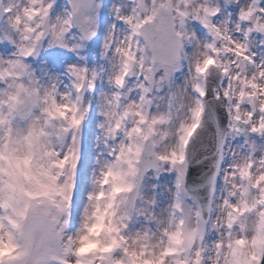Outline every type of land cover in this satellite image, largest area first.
Listing matches in <instances>:
<instances>
[{"label":"snow or ice","instance_id":"obj_1","mask_svg":"<svg viewBox=\"0 0 264 264\" xmlns=\"http://www.w3.org/2000/svg\"><path fill=\"white\" fill-rule=\"evenodd\" d=\"M68 4L56 14L57 0H0V43L14 48L0 54V264H264V0H231L227 12L212 0L112 5L103 55L114 90L101 96L75 229L83 128L106 69L59 73L43 59L64 49L84 60L98 34L103 0ZM210 123L205 205L187 177ZM170 173L158 212L160 184L148 181Z\"/></svg>","mask_w":264,"mask_h":264},{"label":"rangeland","instance_id":"obj_2","mask_svg":"<svg viewBox=\"0 0 264 264\" xmlns=\"http://www.w3.org/2000/svg\"><path fill=\"white\" fill-rule=\"evenodd\" d=\"M117 2H123V0H103V8L99 10V31L98 34L87 43L82 55L84 60H80L73 53L64 49H52L46 54H42L43 59L47 60L55 70L59 73H64L69 63H86L89 67L97 69H106L101 72V83H98L93 99L92 111L89 113L88 119L85 121L83 129L82 140V160L80 170L78 174L77 189L75 192L74 204H73V228L79 227V219L83 211L84 206L87 203V193L91 189L92 172L97 167L95 164V157L97 154L96 136L99 134L98 124L102 117L100 116V105L102 104L101 96L105 92L113 91V87L107 82V77L111 74V68L108 67V62L103 55V44L105 36L109 30L110 25L114 22V16L112 14V5ZM214 3H219L225 10L229 11V5L231 0H212ZM68 7L67 0H57V7L55 9L56 14H63L64 10ZM236 6L232 4L234 9ZM223 15V14H222ZM198 35L207 37V31L202 25H193ZM14 48L11 44L0 43V54L8 55ZM193 49H189L192 52ZM91 95V94H89ZM230 158L225 161L227 164ZM174 174H168L162 176L159 181L149 178L148 183L160 184V206L158 212L166 207L170 201L169 194L165 189L174 183ZM223 187L222 183H218V191ZM211 238V237H210Z\"/></svg>","mask_w":264,"mask_h":264},{"label":"water","instance_id":"obj_3","mask_svg":"<svg viewBox=\"0 0 264 264\" xmlns=\"http://www.w3.org/2000/svg\"><path fill=\"white\" fill-rule=\"evenodd\" d=\"M215 82V78H214ZM220 116L221 125L226 123L223 109L217 107ZM216 144V130L210 123L208 130L203 133L202 139L197 146L194 158L188 171V185L193 194L199 198L202 204H207L208 187L212 173L214 171V156ZM207 157V159H205Z\"/></svg>","mask_w":264,"mask_h":264}]
</instances>
